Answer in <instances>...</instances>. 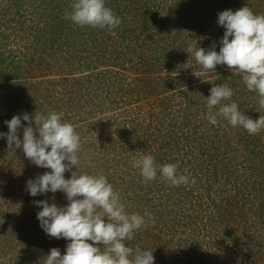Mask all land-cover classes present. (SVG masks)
<instances>
[{
	"label": "rangeland",
	"instance_id": "rangeland-1",
	"mask_svg": "<svg viewBox=\"0 0 264 264\" xmlns=\"http://www.w3.org/2000/svg\"><path fill=\"white\" fill-rule=\"evenodd\" d=\"M73 2L0 0V134L14 115L61 114L81 138V171L106 176L114 188L129 183L120 202L127 214L144 217L134 235L157 233L144 237L154 264H264V129L250 135L206 119L213 85L232 88L222 103L236 102L254 120L264 115L259 94L227 65L206 70L192 54L182 58L191 43L205 50L215 44L219 52L226 29L218 13L248 6L264 14V0H105L125 18L115 36L65 19ZM125 23L132 26L128 39ZM149 44L156 49L141 54L140 66L137 55ZM21 124L22 139L28 122ZM145 154L157 165L148 182L134 167ZM165 164H177L188 183L171 185L159 171ZM46 171L22 148L8 156L0 135V264H44L53 247L66 252L70 241L45 233L35 203L64 207L66 194L27 191L26 182Z\"/></svg>",
	"mask_w": 264,
	"mask_h": 264
},
{
	"label": "clouds",
	"instance_id": "clouds-1",
	"mask_svg": "<svg viewBox=\"0 0 264 264\" xmlns=\"http://www.w3.org/2000/svg\"><path fill=\"white\" fill-rule=\"evenodd\" d=\"M65 19L80 26L108 28L113 36L116 33L112 29L122 22L105 6V0H74L71 12L65 11ZM218 25L226 29L219 52L215 44L208 50L189 46L186 52L206 70L227 65L243 73L247 89L259 94L258 103L264 109V14H254L248 6L236 11L224 10L218 13ZM232 96L233 90L227 84L213 85L206 98V119L213 125L223 119L232 127L242 126L250 135L258 134L264 129V115L254 120L241 113L236 102L222 103ZM218 105V110L213 111ZM21 119L28 122V126L23 127L22 139L18 136ZM5 123L8 133L0 135L6 136L8 156H14L16 150L22 148L34 165L50 169L26 182L29 194L35 197L60 191L66 194L68 201L64 207L46 200L35 202L42 209L37 219L45 233L70 241L63 255L57 247L50 249L44 264H154L153 251H142L139 247L134 250L125 243L133 240L135 231L145 222L144 217L125 212L119 193L106 176L90 175L78 167L81 138L71 123L62 122L61 114L55 111L47 115L24 114L22 118L14 115ZM134 167L140 169L145 182L155 180L157 165L152 155L136 159ZM177 167V164H165L159 171L171 185L188 183L186 175H177ZM69 171L71 178L66 179L64 174ZM145 215L150 217L148 213Z\"/></svg>",
	"mask_w": 264,
	"mask_h": 264
},
{
	"label": "trees",
	"instance_id": "trees-1",
	"mask_svg": "<svg viewBox=\"0 0 264 264\" xmlns=\"http://www.w3.org/2000/svg\"><path fill=\"white\" fill-rule=\"evenodd\" d=\"M134 7V6H133ZM129 10H130V14H128V11L126 10V15H129L128 17H129V20H131V19H134V15H132V11H131V6H129ZM119 12H120V9H119V11H114V13H117V14H119ZM122 13V12H121ZM120 13V14H121ZM120 19H121V24H123V22H124V19L125 18H123V16L122 17H120ZM132 21H135V20H132ZM125 28H127V23H125V25H123ZM132 26L131 25H129V27L127 28V29H125L124 30V34H126V36H123V37H126V39H128V38H130V35H129V33H128V31H129V29L131 28ZM192 40H193V36H192ZM189 46H191V47H193V44L191 43V45H189ZM188 46V47H189ZM187 47V48H188ZM151 50V51H153V50H155L156 49V47L154 46V45H152V44H149L148 46H147V48L144 50V49H141V53L139 54V55H137V57L140 59V62H139V65H140V63L143 61V58H142V56H141V54H143V53H147L148 52V50ZM144 51V52H143ZM185 52L187 51L186 49L184 50ZM188 54L189 53H185L183 56H182V58L183 57H186V56H188ZM136 57V58H137ZM128 60V59H127ZM125 64L126 63H124V66H125ZM136 64H137V62H132L131 63V65H133V66H136ZM141 66V65H140ZM137 70H138V68H137ZM181 80L183 79V77H181L180 78ZM163 89V87H160V90H162ZM165 110H166V107L165 108H162L161 110H160V112H161V114L164 116V113H165ZM135 142H136V144L133 142V140H132V142H131V144L133 145V147H136V145L137 146H139L140 145V143L137 141V140H135ZM131 147V146H130ZM143 149V148H142ZM142 152V151H141ZM145 153V152H144ZM161 162H159V164H160ZM119 186V187H118ZM118 187V188H117ZM128 187H129V183H124V182H122L121 183V181L119 182V183H117L116 184V187L114 188V186H113V188L116 190L117 189V192L119 193V198H121V197H124V195H125V191L126 190H128ZM129 196H131V195H129ZM162 198V197H161ZM133 210V212H134V209H132ZM181 223H182V221H180ZM182 224H184V223H182ZM157 227H159L158 225H157ZM157 233L156 232H150V231H148V229L145 231V233H142L141 231H138L135 235H134V238H133V240H131V241H128L127 243L130 245V246H132V247H134L135 249L137 248V247H139L140 248V250H142V251H144V250H149L148 248H147V244H144V237H146V235H148V237H150V238H152L153 236H155ZM142 242L141 244H138L139 242Z\"/></svg>",
	"mask_w": 264,
	"mask_h": 264
}]
</instances>
